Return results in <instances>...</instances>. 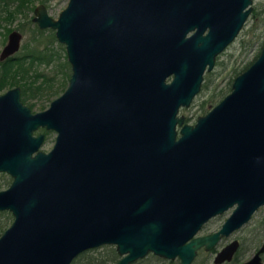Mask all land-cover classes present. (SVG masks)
Instances as JSON below:
<instances>
[{
    "label": "water",
    "instance_id": "95a60500",
    "mask_svg": "<svg viewBox=\"0 0 264 264\" xmlns=\"http://www.w3.org/2000/svg\"><path fill=\"white\" fill-rule=\"evenodd\" d=\"M251 2L69 0L56 19L36 8L33 19L66 43L72 73L48 111L32 114L18 86L0 95V169L13 176L0 209L14 214L0 236V264H71L106 244L119 256L114 264L148 253L190 264L264 204V45L194 125L177 115ZM20 36L10 34L1 57ZM41 124L59 130L57 141L32 155ZM235 202L218 230L197 235ZM262 251L264 243L242 264H262Z\"/></svg>",
    "mask_w": 264,
    "mask_h": 264
},
{
    "label": "rangeland",
    "instance_id": "374dc122",
    "mask_svg": "<svg viewBox=\"0 0 264 264\" xmlns=\"http://www.w3.org/2000/svg\"><path fill=\"white\" fill-rule=\"evenodd\" d=\"M67 1L68 0H33L32 4L34 6L43 2L47 6L48 13L52 17L56 18L61 9L66 5ZM32 14L33 11L29 7L25 9V14H18L14 20L8 24L12 27H17V25L22 27L19 29L23 33L22 44L27 40H30L29 37L31 36V31L35 28L36 24L31 20ZM43 30L44 32L41 39L44 41L43 43H45V41L47 42V50L53 54V60L49 63H38L35 67L38 71H41L48 76H54L55 85L53 87H60L58 84H64L66 80L68 81L69 76H67V74L70 73V67L63 65L65 59L67 60L65 47L64 45H61L62 43H60L56 38L53 40L51 39L49 36V30H53L52 28H46ZM3 31V28L0 27V50L6 41L5 32ZM263 45L264 0H252L251 13L239 35L217 56L214 68L205 73L204 86L194 97L192 104L189 107L180 109V114L184 115V120L189 123L195 122L198 115L204 114L213 105H215L219 99L229 92L235 75L245 69V67L259 55ZM66 86L67 84L63 88L61 87L62 89L60 88L59 92L56 94L46 95V93H44L43 95L32 96L30 101L35 103L32 110H41L42 106H48L50 101L58 96ZM55 135V131H52L48 135L47 139L41 146L43 150H48L52 146ZM10 181L11 178L6 172L0 173V189L9 185ZM232 209L233 206L208 221L199 233L205 234L217 230ZM12 219L13 216L10 211L4 210V212L0 213V234L10 225ZM263 220L264 205H262L253 214L251 221L247 225L233 233L234 237H239L244 242H242L238 252L239 262L245 260L251 255L255 245V240L262 239L264 237ZM224 242H226L225 237H223L222 240H220L218 244L213 247L215 248V251L219 249ZM112 247L115 249V246L112 244H107V247H105V245L99 246L97 247V250L92 251V253H105ZM213 255V249L204 250L203 248H200L197 250V253L190 264H213ZM143 258L144 260L137 264H180L178 258L167 259L153 253H148L146 257ZM110 264L114 263L111 262Z\"/></svg>",
    "mask_w": 264,
    "mask_h": 264
},
{
    "label": "flooded vegetation",
    "instance_id": "af4514ba",
    "mask_svg": "<svg viewBox=\"0 0 264 264\" xmlns=\"http://www.w3.org/2000/svg\"><path fill=\"white\" fill-rule=\"evenodd\" d=\"M69 1V0H68ZM68 1H67V3H66V5L61 9V11L67 6V4H68ZM32 2H33V0H22V3H23V6H22V8L20 9V10H16L15 11V4L12 2V0H0V27H2L3 28V32H5V37H6V41H5V43L3 44V46H2V48H1V50H0V62H4V61H6L7 59H15V58H17V56H21L23 53H24V48H25V45L26 44H29V45H32V44H35V43H37V41H39L40 42V46H42V47H44V46H46L47 47V42L45 41V43H43L44 41L41 39V37H42V35H43V32H44V30L43 29H46V28H52L53 30H49L50 32H49V36L51 37V39L53 40V39H57L60 43H62L61 45H64V47H65V51H66V43H64V42H62L61 40H59V38L57 37V35H56V29L54 28V27H52V26H44V27H41V26H39V24L37 23V21H35L33 18L36 16V12H35V10H36V8L39 6V5H43L44 7H45V10H46V12H47V14L49 15V16H51L49 13H48V11H47V6H46V4H44L43 2H40V3H38V4H36V5H34L33 6V4H32ZM252 3V2H251ZM251 3H249L246 7H245V9H247V8H249V7H251ZM31 8L32 9V11H33V14H32V16H31V20H32V22H34L36 25H35V28L34 29H32V31H31V36L29 37V41L27 40L25 43H23L22 44V37H23V33L19 30V29H21L22 27L21 26H19V25H17V27H12V26H10V25H8L10 22H12V20H14V18L18 15V14H25V9H27V8ZM61 11L59 12V14L61 13ZM250 13H251V10H250V12L248 13V15H247V17H246V19H245V21H244V23H243V25H242V27L240 28V30L238 31V33L236 34V36L221 50V51H219L218 53H217V55H216V57H215V61H214V64H213V66H212V68L210 69V70H212L213 68H214V66H215V62H216V58H217V56L232 42V41H234L235 39H236V37L239 35V33H240V31L242 30V28L244 27V25H245V23H246V21H247V18L249 17V15H250ZM59 14H58V16H59ZM58 16L56 17V18H58ZM52 17V16H51ZM52 18H54V17H52ZM56 18H54V19H56ZM23 25V24H22ZM18 28V29H17ZM13 31H17V32H19L20 33V39H19V46H18V48L15 50V51H13L12 53H9V54H7V55H5L4 57H1V53H2V50H3V48L8 44V42H9V36H10V34L13 32ZM194 30H191V31H189L188 33H187V35H189V34H191L192 32H193ZM63 47V46H62ZM263 47V46H262ZM66 57H67V52H66ZM253 61H254V59H253ZM253 61H251L250 62V64L248 65V66H246L245 67V69H243L242 71H240L238 74H236L235 75V77L237 76V75H239L240 73H242L244 70H246L250 65H251V63L253 62ZM64 62H68V65H67V67L69 66L70 67V73L69 74H67V76H69L68 77V81L66 80V82L64 83V84H58V86H60V87H56V88H54L53 86L55 85L54 84V76H48V75H46L45 73H43V72H41V71H38L37 69H36V67H35V65H34V69L32 70V72L29 74V78L28 79H32V80H35V78H36V82H41V81H43V80H45V79H48V78H50V81H47V83L46 84H49V86H45L43 89H41V90H35V91H33L32 92V95L31 96H28V97H26L25 95H24V93H23V89H22V86L20 85V84H15V85H12V86H5V87H3V88H1L0 89V95H3V94H5L10 88H13V87H15V86H18L20 89V91H19V99H20V101L22 102V104L24 105V106H27L28 108H29V110H30V112L32 113V114H35V113H37V112H43V111H48L51 107H52V102L54 101V100H56L57 98H59L63 93H64V91L66 90V88L68 87V84H69V81H70V77H71V73H72V68H71V63L69 62V60H68V57H67V60L65 59V61ZM41 63H44V62H40V64ZM45 63H47V62H45ZM49 63V62H48ZM38 64V63H37ZM209 69H208V65L206 66V68H205V70H204V72H203V79H202V82H201V85H200V89H199V91L193 96V98H192V100L190 101V103L188 104V105H180L179 106V108H178V112H177V115L179 116V115H183V114H180V109L181 108H184V107H189L191 104H192V102H193V99H194V97L200 92V90H201V88L204 86V81H205V73L206 72H209L210 71ZM172 77H173V74H171L170 76H168L167 77V81L169 82L171 79H172ZM234 77V78H235ZM234 78H233V80H234ZM233 80H232V83H233ZM52 83V84H51ZM232 83H231V87H230V90H229V92H227L221 99H219V101L215 104V105H213L208 111H206L204 114H200V115H198L197 116V118H196V120H195V122H193V123H189V122H186L185 120H183V124L184 123H188V124H192V125H194L196 122H197V119H198V117H200V116H203V115H205L206 113H208L211 109H213V107L214 106H216L228 93H230L231 92V90H232ZM45 84V85H46ZM67 84V86L65 87V89H63V91L58 95V96H56L55 98H53L51 101H50V103H49V105L48 106H42V109L41 110H32V108L34 107V105H35V103L34 102H32V101H30V98L32 97V96H35V95H43L44 93H46V95H51V94H56V93H58L59 92V90H60V88L62 87H64L65 85ZM61 88V89H62ZM203 105V104H202ZM184 116V115H183ZM180 127L181 126H179L178 124L176 125V129H177V132H178V134H177V137L179 136V129H180ZM52 131H55V133H56V135H55V139H54V142H53V144H52V146L48 149V150H43L42 148H41V146L43 145V143L45 142V140L47 139V137H48V135L52 132ZM58 133H59V130L58 129H56V128H54V127H47V125L46 124H44V125H39L38 127H36V128H34L33 130H32V135L33 136H38L39 134H42L43 135V137H42V141H41V143H40V145L38 146V148L33 152V154L32 155H34L37 151H43V152H45V153H49L52 149H53V147L55 146V144H56V141H57V136H58ZM1 172H6L9 176H10V178H11V181H10V183H9V185H7L6 187H4V188H2V189H0V191H2V190H5V189H7L10 185H11V183H12V181H13V176H12V174L9 172V171H7V170H1L0 169V173ZM262 205H264V204H261V205H259L252 213H251V215H250V217H249V219L246 221V222H244L242 225H240L239 227H237V228H235V229H233L228 235H221V237H220V239L214 244V246H216L217 244H218V242L220 241V240H222V238L223 237H225V240H226V242H224L221 246H220V248L219 249H217L216 251H215V248H213L214 246H212L210 249H205L204 248V246H201L200 248H203L204 250H214V255H213V258H212V262H213V264H242V263H244V262H246V261H248L258 250H259V248L262 246V244L264 243V237L262 238V239H256L255 240V245H254V247H253V252L251 253V255L248 257V258H246L245 260H243V261H241V262H239V259H238V252H239V250H240V247H241V245H242V240L239 238V237H234L233 236V233L236 231V230H238V229H240V228H242L243 226H245V225H247L250 221H251V218H252V216H253V214L262 206ZM233 206V209H232V211L229 213V215L233 212V210H234V208L237 206V202H235L233 205H231V206H229V207H227L224 211H222V212H220V213H217V214H215V215H213V216H211L209 219H207L203 224H202V226H201V228L199 229V231L204 227V225L208 222V221H210L211 219H213L214 217H216V216H218V215H220V214H222L223 212H225L227 209H229L230 207H232ZM4 210H8V211H10L11 212V214H12V216H13V219H12V221H11V223L13 222V220H14V214H13V212L9 209V208H5V209H0V213L1 212H4ZM228 215V216H229ZM227 216V217H228ZM226 217V218H227ZM226 218L224 219V221L226 220ZM223 221V222H224ZM264 221V220H263ZM222 222V223H223ZM11 223H10V225H11ZM9 225V226H10ZM222 225V224H221ZM8 226V227H9ZM221 227V226H220ZM219 227V228H220ZM7 228V227H6ZM5 228V229H6ZM218 228V229H219ZM4 229V230H5ZM217 229V230H218ZM4 230H3V232H4ZM199 231L197 232V235L199 234V235H204V234H200L199 233ZM214 231H216V230H214ZM214 231H212V232H214ZM2 232V233H3ZM212 232H209V233H212ZM2 233L0 234V236L2 235ZM205 234H208V233H205ZM230 235V236H229ZM228 236V237H227ZM233 241H236L237 242V247H236V249L233 251V253H232V255H231V257L228 259V258H225V259H223V260H221V261H219V262H215L214 261V257L216 256V254L220 251V250H222V248H224L227 244H229V243H231V242H233ZM244 243V242H243ZM200 248H198V249H200ZM197 253V252H196ZM260 257H261V262H262V264H264V251H262V252H260ZM177 258V257H176ZM175 259V258H174ZM192 262V261H191ZM180 263V262H179Z\"/></svg>",
    "mask_w": 264,
    "mask_h": 264
},
{
    "label": "trees",
    "instance_id": "16d2710c",
    "mask_svg": "<svg viewBox=\"0 0 264 264\" xmlns=\"http://www.w3.org/2000/svg\"><path fill=\"white\" fill-rule=\"evenodd\" d=\"M12 2L15 4V11L20 10L23 6L22 0H12ZM47 49L46 46H40L39 41L32 45L26 44L24 48L25 51L21 56L0 62V89L5 86L20 84L24 95L28 97L32 95L33 91L41 90L45 86H49V84L46 83L50 81V78L41 82H36V78L35 80L28 79L35 64L40 62L48 63L53 60V54L48 52ZM63 65L67 66L68 62H63ZM105 247H107V244ZM96 250L97 247L82 251L72 260L71 264H110L111 262L115 263L118 258L116 250L113 247L105 253H92V251ZM142 260H144V258H139L132 264H137Z\"/></svg>",
    "mask_w": 264,
    "mask_h": 264
}]
</instances>
